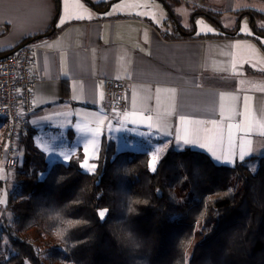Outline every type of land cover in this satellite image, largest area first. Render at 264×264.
Segmentation results:
<instances>
[{"label":"crops","instance_id":"crops-1","mask_svg":"<svg viewBox=\"0 0 264 264\" xmlns=\"http://www.w3.org/2000/svg\"><path fill=\"white\" fill-rule=\"evenodd\" d=\"M90 1L95 8L86 0H0V53L25 41L33 49L38 80L26 131L48 166L79 159L80 169L95 171L103 141L115 153L146 152L149 162L169 148H190L219 165L257 163L264 155V37L252 34L247 13L264 14V6L226 0L229 11L247 16L243 31L234 33L237 21L196 22L192 32L182 25L195 35L183 37L156 12L159 0ZM197 4L186 5L202 16L200 7L217 5ZM207 34L214 36L197 37ZM108 78L125 83L123 113L106 107Z\"/></svg>","mask_w":264,"mask_h":264},{"label":"trees","instance_id":"trees-1","mask_svg":"<svg viewBox=\"0 0 264 264\" xmlns=\"http://www.w3.org/2000/svg\"><path fill=\"white\" fill-rule=\"evenodd\" d=\"M18 140L0 264H264V155L251 172L246 159L226 166L169 148L151 171L146 152L115 153L103 141L85 173L79 159L48 166L30 132Z\"/></svg>","mask_w":264,"mask_h":264},{"label":"built area","instance_id":"built-area-1","mask_svg":"<svg viewBox=\"0 0 264 264\" xmlns=\"http://www.w3.org/2000/svg\"><path fill=\"white\" fill-rule=\"evenodd\" d=\"M38 76L33 69V49L23 42L0 55V120L4 123V162L16 167V142L27 128L33 109V90ZM106 107L114 114L126 109L125 83L116 78L105 81Z\"/></svg>","mask_w":264,"mask_h":264},{"label":"rangeland","instance_id":"rangeland-1","mask_svg":"<svg viewBox=\"0 0 264 264\" xmlns=\"http://www.w3.org/2000/svg\"><path fill=\"white\" fill-rule=\"evenodd\" d=\"M217 5L212 6L209 5L208 7H200V9H205L209 14H211L212 17H204L206 14H203L202 16L199 12L200 10L193 9L194 7H199L197 4V0H182L177 1V0H164L163 2L159 0V2H155L158 14L160 16H164L165 20H168L169 24H173V22L183 26H189L191 27V32L196 30V22L198 23L199 28H209L213 27L215 25H221L222 22L224 23H231L233 21H237L236 25L239 26L240 31H243L241 28V19L243 18V21L246 20L247 16L242 15V12L236 13L235 11H229L227 6L229 3H227L226 0H214ZM241 1V0H240ZM247 2L248 0H244ZM208 3V2H207ZM190 4L193 6V8H189L188 5ZM253 4L257 6L256 8L260 6H264V3L258 0H253ZM59 5H60V0H59ZM175 19V20H173ZM253 25L254 28L259 29L261 24L263 23L258 17L253 19ZM203 26V27H202ZM250 31L252 34H254V31L252 27L248 24ZM264 37V36H263ZM261 38V37H260ZM262 39V38H261ZM263 45H264V39L262 40ZM16 148H17V153L15 156L16 160V167L13 168H7L4 162V157H5V147H4V134H2V131L0 130V211L3 209L4 205L6 204L7 201V196L9 191L12 190L13 188V178L14 174L16 173V170L18 169L17 167L20 165L21 160H22V145H20L19 140L16 142ZM19 149V150H18ZM154 158V157H153ZM151 158L149 162V169L153 171V163L154 160ZM157 160V159H156ZM155 160V167L157 161ZM248 168L251 172H254L257 168V163L256 162H250L248 164ZM155 169V168H154ZM85 173H93L94 171L91 169H81ZM103 211V210H100ZM3 223L0 219V230L2 227ZM7 238L5 236H0V253L4 255L6 250V245L7 243ZM38 245V242H36ZM25 264H28L25 262Z\"/></svg>","mask_w":264,"mask_h":264},{"label":"water","instance_id":"water-1","mask_svg":"<svg viewBox=\"0 0 264 264\" xmlns=\"http://www.w3.org/2000/svg\"><path fill=\"white\" fill-rule=\"evenodd\" d=\"M92 7H94V5H93V3L90 1V0H86ZM160 1H164V0H160ZM109 4L110 3H108V6H109ZM95 8V7H94ZM100 12H103V11H100ZM249 16H250V22H249V24H250V26L252 27V29H253V31H254V34L255 35H257V36H264V34H262V33H259V32H256V30H255V28H254V25H253V23H252V19H253V17H252V14L251 13H247ZM239 29V26H236V29H235V31H234V33H236L237 32V30Z\"/></svg>","mask_w":264,"mask_h":264},{"label":"snow or ice","instance_id":"snow-or-ice-1","mask_svg":"<svg viewBox=\"0 0 264 264\" xmlns=\"http://www.w3.org/2000/svg\"><path fill=\"white\" fill-rule=\"evenodd\" d=\"M242 156H243V154H242ZM155 159H156V158L154 157V158H153V160H154V163H153V170H154V168H155ZM106 211H107V210H103V211H100V212H99V215H100L101 218L104 217Z\"/></svg>","mask_w":264,"mask_h":264}]
</instances>
